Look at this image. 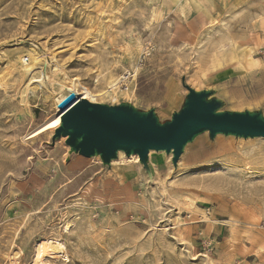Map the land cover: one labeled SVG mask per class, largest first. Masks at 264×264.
<instances>
[{"label":"rangeland","instance_id":"374dc122","mask_svg":"<svg viewBox=\"0 0 264 264\" xmlns=\"http://www.w3.org/2000/svg\"><path fill=\"white\" fill-rule=\"evenodd\" d=\"M0 76V264H264V139L204 133L150 178L28 138L66 78L161 122L185 86L264 113V0H0Z\"/></svg>","mask_w":264,"mask_h":264},{"label":"water","instance_id":"95a60500","mask_svg":"<svg viewBox=\"0 0 264 264\" xmlns=\"http://www.w3.org/2000/svg\"><path fill=\"white\" fill-rule=\"evenodd\" d=\"M185 101L170 120L161 122L155 109L143 111L130 103L107 105L80 99L69 93L59 104L61 123L55 129L52 143L65 139L69 154L84 158L99 157L111 166L122 152L137 156L151 178L150 152L172 155L178 161L188 144L208 133L237 139H264V113L223 110L224 102L213 90L196 91L190 86Z\"/></svg>","mask_w":264,"mask_h":264},{"label":"bare ground","instance_id":"6f19581e","mask_svg":"<svg viewBox=\"0 0 264 264\" xmlns=\"http://www.w3.org/2000/svg\"><path fill=\"white\" fill-rule=\"evenodd\" d=\"M187 2H188V0H187ZM28 56H29V58H28L29 60H28V62H26V64H23V62L26 58V57L24 58V56L20 57V62H21V65H23V67H24L23 72L27 75H31L39 69L38 66L40 65L41 60L34 54L33 51ZM252 61L255 62V60H252ZM252 65H253V63H252ZM13 66H14V70H15V65H13ZM39 72L41 74L40 76H41L42 80H40V79L37 80L35 78H32L31 80H33V83H42V81L45 80L46 74L44 73V71L39 70ZM6 83H7V80H5L2 76H0V89L1 90L5 88ZM71 92L75 93L80 99H87L92 103L98 102L96 100L98 98V96H95L88 88L79 85L76 82V80H73V79L71 80V79L66 78L64 80L63 84L59 85V90L57 92L54 91V93H53V95H54V112H53V114L51 116H49L40 126H38L36 129H34L30 134H28L29 139H35V138L40 137L41 135H43L47 132H50V131L52 132L55 129H57V127H59V125L61 123V111L58 109V104L66 97V95L68 93H71ZM64 93H67V94L65 95ZM55 94H56V96H55ZM152 152H154V151H152ZM152 152H150V155ZM161 153H163V152H161ZM123 158H125L124 153L120 152L119 153V161H117L116 163L120 162V159H123ZM130 158H131V160H134L135 163H138L137 156H133ZM188 204L190 207H193L195 205V202L193 200H189ZM67 227L70 228V224ZM59 251L61 253L63 251H65L64 247L62 246V248H60Z\"/></svg>","mask_w":264,"mask_h":264},{"label":"built area","instance_id":"2783aa9c","mask_svg":"<svg viewBox=\"0 0 264 264\" xmlns=\"http://www.w3.org/2000/svg\"><path fill=\"white\" fill-rule=\"evenodd\" d=\"M28 60H29L28 57H26L25 60H24V62L26 63V62H28ZM68 94H69V93H68Z\"/></svg>","mask_w":264,"mask_h":264}]
</instances>
